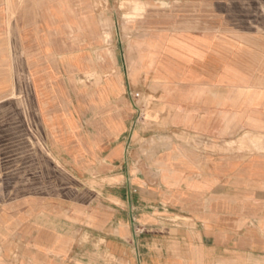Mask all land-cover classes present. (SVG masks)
<instances>
[{
    "label": "crops",
    "instance_id": "obj_1",
    "mask_svg": "<svg viewBox=\"0 0 264 264\" xmlns=\"http://www.w3.org/2000/svg\"><path fill=\"white\" fill-rule=\"evenodd\" d=\"M197 31L154 66L147 110L126 87L129 117L144 108L131 135L112 75L123 90L102 85L101 125L76 132L64 171L0 181V264H264V25Z\"/></svg>",
    "mask_w": 264,
    "mask_h": 264
},
{
    "label": "rangeland",
    "instance_id": "obj_2",
    "mask_svg": "<svg viewBox=\"0 0 264 264\" xmlns=\"http://www.w3.org/2000/svg\"><path fill=\"white\" fill-rule=\"evenodd\" d=\"M183 1L3 0L0 7L7 13L0 21V181L20 188L27 175L32 184L39 170L68 167L62 162H69L75 150L71 146L78 139L76 132L101 125L105 108L96 107L95 101L102 92L99 78L121 76L124 90L121 86L123 93L114 104L127 123L126 87L143 96L147 110L148 100L159 94L150 74L165 73V68L154 66L181 59L180 53L168 52L171 40L187 39L180 35H197L203 28L264 25V4ZM117 41L128 56L122 71Z\"/></svg>",
    "mask_w": 264,
    "mask_h": 264
},
{
    "label": "built area",
    "instance_id": "obj_3",
    "mask_svg": "<svg viewBox=\"0 0 264 264\" xmlns=\"http://www.w3.org/2000/svg\"><path fill=\"white\" fill-rule=\"evenodd\" d=\"M129 95L131 96L132 99H134L133 93L131 90L129 91ZM134 107H135V111H134V113L131 114V117H130V126H129L130 127L129 128V134L130 135L133 133L135 128L141 123V121L143 119V115H144V108L141 104L135 103ZM138 230H140L139 227L134 225L135 233L138 232Z\"/></svg>",
    "mask_w": 264,
    "mask_h": 264
},
{
    "label": "bare ground",
    "instance_id": "obj_4",
    "mask_svg": "<svg viewBox=\"0 0 264 264\" xmlns=\"http://www.w3.org/2000/svg\"><path fill=\"white\" fill-rule=\"evenodd\" d=\"M17 2V1H16ZM94 13V12H93ZM97 13V12H96ZM151 15V14H150ZM250 22V21H249ZM97 23V22H96ZM85 24V23H84ZM99 27V25H98ZM256 28V27H255ZM98 31V29H97ZM80 33V32H79ZM83 33V32H82ZM99 33V32H98ZM76 34V33H75ZM103 35V34H102ZM88 37V36H87ZM92 39V38H91ZM70 58V57H68ZM115 58V57H114ZM109 59V58H108ZM108 63V62H107ZM91 64V63H90ZM111 64V63H110ZM106 65V64H105ZM55 76V75H54ZM102 81L104 82L103 86L105 88V91H109L111 93H116L118 94L120 92L121 86H122V82L119 81V79H116V77L114 76H108L105 81L101 80L100 78L98 79L97 83H102ZM100 89V88H99ZM84 93V92H83ZM86 95V94H84ZM82 96V95H81ZM88 99V98H87ZM115 114V113H114ZM116 118V117H115ZM83 153V152H82ZM258 157V156H257ZM264 157V156H263ZM262 157V158H263ZM262 163V162H261ZM253 168V167H252ZM258 168V167H257ZM255 169V168H254ZM259 170V169H258ZM257 170V171H258ZM262 171V170H261ZM261 175V173H259ZM258 174V175H259Z\"/></svg>",
    "mask_w": 264,
    "mask_h": 264
}]
</instances>
